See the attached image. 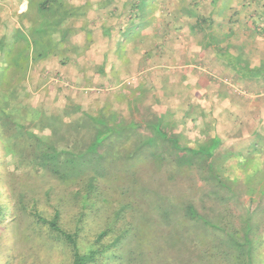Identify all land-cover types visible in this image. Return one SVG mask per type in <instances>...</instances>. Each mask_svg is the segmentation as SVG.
Returning a JSON list of instances; mask_svg holds the SVG:
<instances>
[{"label":"trees","instance_id":"obj_1","mask_svg":"<svg viewBox=\"0 0 264 264\" xmlns=\"http://www.w3.org/2000/svg\"><path fill=\"white\" fill-rule=\"evenodd\" d=\"M28 2L31 4L29 5L31 9L35 10L30 17L32 22L30 33L27 35L22 29H16L11 36L15 45L10 43L8 54H5L4 59L0 61V66H4V71L2 72L4 74L0 78V138L3 140L7 139L9 142L13 141L10 148L12 147L13 149H11L17 152L16 155L23 157V159L26 158L28 163L24 167L34 166L35 175H32V179L28 184L21 182L17 179L16 172L9 173L6 170V167H8L7 158H0L1 163H3L0 168L4 165L6 170V173L4 172L3 174H1L0 170V264L3 261H6L7 264L13 262L17 264H55L54 261H56L59 251L66 253L68 259L57 264H103L107 256H109V259L113 257L115 260H123V256L118 257L119 255H115L111 251H108L110 254L106 257L104 256L105 258L103 256L97 257L98 253L106 252L111 246L110 243H104L103 241L113 232L111 227L100 230L96 235L94 244L98 247L97 249H92L88 254L80 252L79 241L82 237L83 226L88 221V210L94 208L100 201H108V198L101 191L100 179L93 188H90V177H85L84 175L82 177L78 175L72 176L73 173L79 170L81 164L85 167L83 172L88 173L87 166L91 165V161H93L90 157H85L86 159L84 158L80 164H77L74 158L79 153L80 149L77 144L81 143L79 138L83 139L81 133L84 125L87 124L86 122H83L84 124L78 122L80 116L88 117V121L98 124L96 130L99 131L95 136L92 135L91 140L86 143L88 150L90 148L98 150L95 151L96 157L104 155L99 149L111 137L116 136L118 139L120 137L119 143L121 145L123 143L124 146L126 143L128 145L131 138L128 133L133 132V147L138 149L143 146L146 149V151H143L146 152L144 155L148 158L154 159L158 157L162 163V159L167 154V157H170L168 159H171L170 164L174 165L175 168L179 166L180 171H183L195 161L194 157L196 159L200 157L199 159H204V165L207 164V168H210L209 174L213 176L212 179H215L217 185H222V188L226 187L230 191L237 187L235 183L239 184L238 179H241L240 177H231L222 173L223 170L219 172L214 170L215 167L219 166L212 161L214 149L220 144V140L217 138L213 139L211 144L204 139L203 143L200 141L201 144L198 147L192 148L188 144L180 145L176 137L164 134L166 139L163 141L168 143L166 147L169 146L178 151L176 153L177 156H175L174 150L161 148L156 151L150 148L156 147L154 145L156 144V138L160 136V132L161 138L163 137L162 127L164 125L163 122H166L163 118H156L149 123L148 128L152 129L153 127V134L159 136L151 137L152 142L150 141V144L148 143L147 145L142 141L141 133L137 135V132H135L138 127L131 128V126L124 123V120V124H122L119 121L121 119L119 118L120 115L107 114V108L101 109L99 114L97 113L94 116L86 113L78 115L77 113L82 110V105L74 100L72 101L70 96H67L68 103L62 112L57 110L46 112L44 107L37 103L38 99L37 101H32L34 100L33 92L25 85L21 87L20 81L29 76L33 63L37 61L45 60L48 57L61 56L60 58H62L64 63L68 60L63 58L66 52L76 51V53H79L77 47H74L73 39L75 38L76 26L78 25V16L81 15L85 8L74 6L70 0H28ZM241 5L244 6L242 3ZM225 9V6L222 7L221 13ZM26 11L27 9L23 12L26 13ZM23 12L21 13L22 17L24 16ZM204 22L199 27L208 26L205 20ZM3 37L4 35H2L0 40V47L2 48ZM28 53H30V56ZM14 77L17 78L18 83L12 82ZM75 85L79 87L78 82ZM21 89L25 91L24 95L29 103L20 99L19 92ZM139 89L140 87H135L132 91L133 95ZM46 90L48 91V87ZM40 115L41 117H39ZM75 115L78 116L73 117ZM99 115L102 118H99ZM135 123L138 125V122L134 121L133 124ZM48 127L51 129L49 133H46L45 130ZM67 130L70 131V134ZM39 131H43V134H39ZM67 133L69 137H67ZM97 135L98 137L96 138ZM16 141L20 145L14 143ZM40 143H43L42 147L39 146ZM100 144L102 145L100 146ZM14 145L16 149H14ZM3 147L4 149L5 147L8 148L9 145L3 143ZM25 148L27 149L25 150ZM202 149H208V153H202ZM6 153L8 154V152ZM27 153H30L28 155H30L31 160H27L29 158ZM186 158L191 161L189 164L183 163ZM248 158L245 157L244 169L245 167L250 169L255 165L253 160L249 159L247 161ZM215 160L217 163L221 162L220 168L223 169V156L215 157ZM233 165L234 167L237 166L236 163ZM93 170L92 174L99 172L97 168H93ZM257 178L259 182H263L262 177ZM228 179L232 182H229ZM254 181L252 180V182ZM138 189L135 190L136 194L140 193ZM215 189L219 190L221 188ZM216 193L219 192L217 191ZM228 194H231L230 196L228 195L230 199L234 198L236 193ZM55 195L60 197V199L55 200V204H52L53 196ZM228 196L225 195L223 198L226 199ZM141 200L142 197L139 195L138 201L140 202ZM43 201L46 202V205L42 203ZM185 202L187 200L182 203V210L187 216L185 218L195 223L203 222L209 228L214 227L218 231L217 239L220 240L217 242L206 237L204 239L209 241V244L212 245L211 247L186 248L188 251L191 250L195 253L193 260L191 256L187 257L182 252L186 250L184 248L188 239H190L191 243L200 240H197L194 236L195 238L184 237L181 242L177 243L173 241V245L178 246L176 249L177 255L174 256L175 262L179 264H196L197 262L199 264H264V258L256 254L258 244L264 242V234L259 229L264 219V209L261 206L259 209L246 211L241 215L238 224H234L229 220L234 214L229 216L226 221L222 222L223 219H221L220 222H214L211 217L207 218V216H204L196 205ZM91 203L93 206L89 207ZM70 204H73L74 207L73 225L70 222L65 223L63 220V207H68ZM48 208H51L52 211L48 210ZM153 208L160 211V217L167 224H173L175 208L169 204L168 200L166 201L165 197H160L155 207L151 205V212ZM128 209L133 210L134 222L129 223L126 219L123 227L133 224L135 227L132 229L129 227L124 229L122 227L124 229L121 228L123 232L118 230L114 243L119 244L125 241L126 238L133 236V239L139 241L140 245L141 242L148 245L150 241L147 234L149 221L146 215H139V206L133 207L129 203H125L118 210L122 218H124L123 212L128 211ZM143 210L144 207L140 210V213H145ZM24 224H28L30 228L23 229L22 226ZM141 229L144 230V233ZM22 232L23 238L28 244V254L24 253L20 256L23 262L19 263L21 261L17 255L19 247L16 245L17 241L14 238L20 239ZM169 234L174 235L175 233L171 231ZM134 247L135 249L124 248L123 250L124 252L129 250L130 256L127 258L130 259L129 263L143 264L144 258L142 254L145 249L137 245H134ZM116 252L118 253L119 251ZM30 255H33V257H28ZM139 256H141V259ZM124 257L126 258V256ZM127 259L122 264H129ZM110 262L112 263V261ZM148 264L151 263L148 262Z\"/></svg>","mask_w":264,"mask_h":264},{"label":"crops","instance_id":"obj_2","mask_svg":"<svg viewBox=\"0 0 264 264\" xmlns=\"http://www.w3.org/2000/svg\"><path fill=\"white\" fill-rule=\"evenodd\" d=\"M70 2L85 8L77 22L73 39L79 53L66 52L63 58L68 60L64 63L61 56H54L52 64L60 60L61 64L57 70L48 65L46 75L48 83L56 81L70 91L81 89L89 103H93L85 107L74 100V96L68 95L72 101L82 105L78 115L99 114L105 108L109 115L139 112L142 116L139 120L135 119L139 130L145 126L148 128L152 115L155 119L167 120L170 115L184 113L186 124L163 122V131L166 127L169 130L176 128H173V135L168 133V136H174L180 145L188 144L192 148L198 147L204 139L211 144L217 138L220 144L214 149L212 161L219 166L214 170L225 173V167L231 164V168L237 170H227L231 177H262L264 0ZM224 6L226 9L221 13ZM204 20L208 26L199 27L205 23ZM49 59L51 57L46 59V63ZM108 67H112V70ZM158 75L161 87L155 82ZM77 82L79 87L75 85ZM135 87L140 89L133 95ZM154 90H162L167 98L175 97L182 101L176 107L154 109L151 103H145ZM52 96L60 99L63 95L56 92ZM96 96H101L105 103L95 105L93 99ZM105 97L110 101L107 102ZM65 98L68 99L67 96ZM137 98L141 102L135 103ZM198 100L206 102L201 112L197 108ZM123 102L126 103V113L120 108ZM192 114L207 116L205 128L192 124V120L198 118ZM188 116L192 117L187 120ZM153 136L145 135L144 138ZM235 138L241 139L238 142L240 147L245 142L243 148L230 144ZM234 155L240 156H237L236 163L243 166L245 157H249L247 161L253 160L254 167H245L246 170L244 167H234L231 159ZM220 156L224 158L223 169L220 168L221 162L215 160Z\"/></svg>","mask_w":264,"mask_h":264},{"label":"rangeland","instance_id":"obj_3","mask_svg":"<svg viewBox=\"0 0 264 264\" xmlns=\"http://www.w3.org/2000/svg\"><path fill=\"white\" fill-rule=\"evenodd\" d=\"M19 5V7H18ZM31 5L29 2L25 0H0V40L2 38V35H4L3 39V48L0 47V61L4 59V55L8 54V49L10 43H14L13 38L11 37L13 32L16 31V29H22L24 33L29 35L32 22L30 20V17L32 14H34V9L29 6ZM28 7V8H27ZM19 8V9H18ZM26 13H24V16L19 13L20 11L26 10ZM18 10H20L18 12ZM16 12V13H15ZM80 17V15L78 16ZM58 38V37H57ZM10 41L9 43H7ZM22 41V45H23ZM15 45V43H14ZM31 52V50H29ZM30 56V53H28ZM51 61V62H50ZM53 57H51V60L49 59L46 63L45 60L37 61L33 63L32 71L29 73V76L24 78L20 81V84L23 87L24 85L28 87L33 92L34 100L37 101L41 106L44 107L46 112L50 111H61L65 107V105L68 103V100L65 98V96L71 95L74 96V100H77L81 103H83V106L87 107L89 103L88 98L82 94L83 91L78 88H74L75 85H73L70 89L68 87L64 88L61 83H58L55 81V83H48L49 80H47L46 75V68L48 65H51L53 67L59 68V63L61 64V60L59 63H56L55 65L52 64ZM110 70H112V67H108ZM157 70V69H156ZM4 71V66H0V78H2ZM159 71V70H158ZM157 71V72H158ZM154 71V73H157ZM2 76V77H1ZM160 76H155V82L156 85L161 87V83L159 82ZM52 81V80H51ZM13 83H18L17 78L14 77L12 79ZM154 82V81H153ZM60 84V86H58ZM51 85V86H49ZM49 86V90L47 91V87ZM62 86V87H61ZM51 88V89H50ZM62 89V90H60ZM53 90V91H51ZM51 91V92H50ZM137 91V90H136ZM25 91L23 89L20 90L19 95L20 99L26 101L29 103L25 97ZM58 94L61 96L60 99L56 97V99L53 98L52 95ZM49 94V97H48ZM147 92H145V96H147ZM166 92L162 90H154L150 92V97L145 101L146 104L151 103L152 106L157 108L158 110H163L165 108L171 107V106H178L180 105V100H176L175 97L173 98H167V95L164 96ZM118 97V95H117ZM26 99V100H25ZM187 99V97H186ZM13 100V99H11ZM105 100L109 102L110 100L105 97ZM58 101V102H57ZM93 101L96 104H103L105 102H102L101 96H96ZM190 101V100H186ZM12 102V101H11ZM136 103L141 102L138 98L135 101ZM202 103V104H201ZM13 104V103H11ZM121 107L123 110H125V113L127 112L126 103H121ZM199 107L198 110L201 112L202 106L206 104L205 100H198ZM136 108V107H135ZM139 110V109H138ZM93 116L96 114H92ZM78 115H75L73 117H77ZM115 116V115H114ZM142 115L138 113L134 114L133 112L120 115L119 118H121L119 121H121L122 124L126 123L131 128L133 127H139L136 123H134L135 119L139 120ZM196 120H192V124H195L199 126L198 128H205L206 126V119L207 116L205 115H195L192 114ZM192 116H188L187 120H189ZM41 117V115L39 116ZM99 118H102L101 115L98 116ZM152 120L155 119V117L152 115ZM114 118V117H113ZM90 119V118H89ZM176 121H175V120ZM124 120V123H123ZM185 115L184 113L182 115H170L168 116V119L166 122L172 123V122H181L185 123ZM78 122L84 124L83 122H86L87 124L84 125V129L82 130L81 136L83 139L81 143L79 142L77 144L79 150L78 155H76L74 158L76 159V163L80 164L85 157H90L93 159L91 161V165L89 164L87 166V172L91 173H84L85 167L81 164L80 168L77 172L73 173L72 176L78 175L82 177L83 175L85 177H90V188H93L94 185L98 183V180L100 179L101 183V191H103L104 195L108 198V201H104L98 203V205H95L94 208H90L88 210L89 214L87 217V223L83 226V232L82 237L80 238L79 244H80V252L83 254H88L91 252L92 249H97L98 247L95 246V237L102 229H106L108 227H111L113 229V232L106 237L103 241L104 243H110L111 246L106 252L98 253L97 257H106L110 253L108 251L113 252L115 255H119L118 257L123 256V260H115L113 257L108 258L106 257L103 264H122L123 261L125 262L127 258H129V250L135 249L134 245L140 246L145 249L144 253L142 254V257L144 258L143 264H148L150 262L151 264H179L178 262L174 261V256L176 254V249L178 246L173 245L174 243L181 242L184 237H191L195 238L200 241H195L193 243L190 242V239L186 242V248L196 247V248H207L211 247L212 245L209 244V241L204 239L206 237H209L210 239L214 241H219L217 238L218 231L214 227H206L203 222L201 223H195L192 222V220L187 219L185 217V212L183 209V202L187 200V204L193 203L198 207L200 212L207 216V218H212L214 222H220L221 219L222 222L228 220L227 218L234 214L232 217L229 218L231 222L234 224H238L240 221L241 215H243L246 211L249 210H256L259 209L261 206L262 209H264V164H263V171L260 173L262 176L261 179H263V182H259L258 178H244L238 179L239 184L236 182L235 184L237 187H235L232 191L228 190L226 187L222 188V185L219 186L216 184L215 179H212V175L209 174L208 166L207 164L204 165V159H199L198 157H194L195 161L192 162L191 166L186 167L183 171H180L179 166H175L170 164L171 159H168L170 157H167V154L165 158H163L162 163L160 162V159L158 157L148 158L144 155L143 152L146 149L143 148H134L133 147V132H129L128 135H131V138L129 140V143L127 147L123 146L119 143L118 137H111V139L107 140L104 146L100 147V152L104 153L101 157L95 156V150L94 148H90L88 150L86 143L91 140L92 135H96L99 130H96L98 127V124L93 121H88V117L80 116L78 118ZM198 122V123H196ZM253 123V122H252ZM168 127H166V130L163 131V137L164 134L173 135V128L172 130H167ZM50 127L45 130L46 133L50 132ZM63 129V128H61ZM68 131V130H67ZM167 131V132H166ZM70 134V131H68ZM137 135L141 133V136L143 137L142 141L148 145L150 144V141L152 142V138H144L145 135L152 136L153 130L151 128H147L146 126L142 129L136 130ZM246 133H249L246 131ZM39 134H43V131H39ZM69 134L67 133V137H69ZM75 134V133H74ZM161 137V132L159 133ZM154 135V136H159ZM193 135V134H192ZM153 136V137H154ZM194 136V135H193ZM248 136V135H247ZM75 137V136H74ZM98 135L96 136V138ZM162 137V138H163ZM225 137V136H224ZM95 138V142H96ZM156 138V144L154 146L156 147H150L154 150H159L161 148H167L169 150H174L175 156L178 152L175 149H172L171 147L166 145L168 144L167 141H163L164 138ZM226 140V137L224 138ZM173 140V139H172ZM171 140V141H172ZM124 141V140H123ZM210 142V140H207ZM228 141V139L226 140ZM239 141L241 139L235 138V140H231V145L235 144L238 148H243L245 142L241 145H238ZM7 139L0 138V158H7L8 160V167H6V170L11 172H16L15 175L17 176V179H19L21 182H25L28 184L29 181L32 179V175H35V171H33L34 166H26L25 164L28 163L26 161V158L23 159V157H20L17 154V152L13 151L10 148V145L13 144V141L9 142ZM4 144L9 145L8 148L3 147ZM14 143H18L17 141ZM84 143V144H83ZM18 145H20L18 143ZM102 144H100L101 146ZM40 147L43 146V143L39 144ZM14 149H16V146L14 145ZM27 148H25L26 150ZM97 149V148H96ZM246 150V149H245ZM13 151V153H12ZM202 153H208V149H202ZM8 152V154L6 153ZM136 154L134 155V153ZM138 152L139 155H138ZM142 153V154H141ZM30 153H27V156L29 157L27 160H31ZM237 156L234 155V158H231L233 163H236L238 161ZM243 157V156H242ZM188 158V157H187ZM185 159L183 163L189 164L191 161L188 159ZM86 159V158H85ZM129 160V161H127ZM169 161V162H167ZM235 161V162H234ZM2 165L3 163H1ZM237 164V168L242 169L244 166L243 164ZM19 167H18V166ZM111 166V167H109ZM231 164H229L228 167H225L226 172L225 175H229L231 173H227L228 171H237L234 168H231ZM93 168L99 169V172L97 174H92L94 172ZM1 174L4 172L6 173V170L4 168V165L2 168H0ZM11 170V171H10ZM228 170V171H227ZM234 174V173H233ZM230 176V175H229ZM211 178V179H207ZM18 180V181H19ZM252 180H255L252 182ZM229 182H232L228 179ZM251 181V182H250ZM235 185L234 183H232ZM235 185V186H236ZM219 186V187H218ZM138 189L140 191L139 194L135 193V190ZM215 188H221L219 190ZM219 193H216V192ZM228 193H236L234 195V198H230L229 196L231 194ZM262 193V194H261ZM141 195L142 200L139 202L138 197ZM229 195L228 198L224 199L223 196ZM160 197H165L166 201L168 200L169 204L172 205L174 210V221L173 224H167L159 215V210L156 208H153V211L151 212V205L152 207H155L157 204V200H159ZM60 199V197H57L56 195L53 196L52 204H55V200ZM46 205V202H42ZM129 203L131 206L136 207L139 206V215H146L148 222V237H149V244L145 245L144 242H141V245L139 241H135L133 239V236H130L125 239V241L115 244V238L118 230L123 232L124 229L133 228L135 225H127L125 228L123 227L124 223L127 221L129 223L134 222L132 209H128V211H124V218L121 217L119 214L120 208L123 206V204ZM141 206H140V204ZM151 203V205H150ZM93 206L91 203L89 207ZM144 207L143 212L140 213V210ZM73 204H70L68 207H63V220L65 223L70 222L72 225L73 223ZM48 210H51V208H48ZM264 213V212H263ZM145 218V217H144ZM145 218V219H146ZM127 219V220H126ZM126 220V221H124ZM140 221V220H139ZM261 222V221H260ZM75 226V225H74ZM73 227V226H72ZM124 229H123V228ZM22 228H30L28 224H24ZM123 230H122V229ZM261 230V233L264 234V219L262 220V225L259 227ZM141 231L144 233V230L141 229ZM175 233L174 235H170L169 233ZM183 235V237H181ZM195 236V237H194ZM14 240L17 241V246L19 247V251L17 253L19 263L23 262L20 256H22L24 253L28 254V244L23 238V232L20 235V239H17L16 237ZM192 241V240H191ZM195 244V245H194ZM124 248H127V252H124ZM116 251H119L118 253ZM184 255L191 256L192 260L195 257V253L191 250L188 251L187 249L182 252ZM134 254V252H133ZM256 254L260 257L264 258V242L258 244ZM135 255V254H134ZM141 255V254H140ZM126 256V258L124 257ZM28 257H33V255H30ZM104 257V258H105ZM141 259V256H139ZM65 259V260H64ZM68 259L67 254L64 252L59 251L58 257H56L55 264L66 261ZM130 259H127V262L129 263ZM112 261V263L110 262ZM25 263V262H24ZM2 264H7L6 261H3ZM10 264H17V263H10ZM26 264V263H25ZM131 264V263H129ZM196 264H199L198 262Z\"/></svg>","mask_w":264,"mask_h":264}]
</instances>
